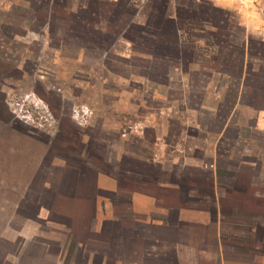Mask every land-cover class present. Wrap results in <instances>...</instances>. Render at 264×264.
<instances>
[{
  "label": "rangeland",
  "instance_id": "rangeland-1",
  "mask_svg": "<svg viewBox=\"0 0 264 264\" xmlns=\"http://www.w3.org/2000/svg\"><path fill=\"white\" fill-rule=\"evenodd\" d=\"M219 2L0 0V239L12 244H0V259L12 264H76L61 260L60 254L44 259L43 251L58 248L43 247L45 238L60 244L64 240L61 235L49 238L41 206L35 215L36 245L29 243L31 223H22L15 213L25 202L26 193L17 192L28 179L33 153L42 151L41 144L29 148V137L45 141V136H57L59 120L65 124L69 115L89 130L95 127L94 136H99V128L122 132L146 119L149 125L163 126L164 133H177V139L188 137L184 125L195 120L212 127L217 119L210 121L199 112L187 116V110L218 109L217 118L228 110L242 51L250 74L264 78V0L255 5L247 0ZM252 81L248 77L245 82L248 91L258 92L261 86ZM218 89L224 96L220 103L210 98ZM53 98L60 110L55 116L47 108ZM145 136L149 139L151 133ZM197 138L201 140L200 134ZM51 172L57 176V169ZM5 189L7 194L2 193ZM44 214L47 222L54 220L52 213Z\"/></svg>",
  "mask_w": 264,
  "mask_h": 264
},
{
  "label": "crops",
  "instance_id": "crops-1",
  "mask_svg": "<svg viewBox=\"0 0 264 264\" xmlns=\"http://www.w3.org/2000/svg\"><path fill=\"white\" fill-rule=\"evenodd\" d=\"M244 58L242 51L228 110L219 118L218 109L187 110V116L217 119L212 127L195 120L184 125L188 137L177 139L146 119L122 132L105 127V136L99 128L94 136L95 127L89 130L71 115L57 136L29 137V148L42 145L17 192L27 196L31 215L21 218L31 223L30 245L40 241L35 215L41 206L56 220L47 222L42 214L49 238L64 240L44 237L43 247H58L42 249L47 261L60 254L76 264H264V140L256 139H264V78L250 74ZM248 77L261 86L258 92L248 91ZM218 90L210 98L220 103ZM50 146L58 154L46 155Z\"/></svg>",
  "mask_w": 264,
  "mask_h": 264
},
{
  "label": "flooded vegetation",
  "instance_id": "flooded-vegetation-1",
  "mask_svg": "<svg viewBox=\"0 0 264 264\" xmlns=\"http://www.w3.org/2000/svg\"><path fill=\"white\" fill-rule=\"evenodd\" d=\"M47 108L49 109V111L52 113V115L53 116H55V115H57V114H59V112H60V110H59V102L58 101H56L54 98L53 99H51L50 101H49V104H48V106H47ZM57 118V117H56ZM63 121H61V120H59V124H58V127H59V129H62L63 128V123H62ZM59 133V132H58ZM50 150L52 151V147H50V148H48V150L46 151V155H48V153L50 152ZM27 197V196H26ZM25 197V198H26ZM25 198L24 199H22L23 201H25ZM22 204V206L21 207H23L22 209H20V208H16V211H15V213L16 214H18V216H28V214L29 215H31V213L30 212H28L27 210H26V207L27 206H25V204H24V202L23 203H21ZM1 213V212H0ZM6 241V242H5ZM0 244H1V246H3V247H6V246H8L9 244H11L8 240H5V239H0ZM12 245V244H11ZM26 246H27V244H26ZM8 248V247H7ZM32 247H29L28 248V250L29 249H31ZM34 248V247H33ZM15 250L12 248V247H10L9 248V252L10 253H13ZM4 253H1L0 252V255H1V258H3L2 256H4L3 255ZM15 254H17L16 252H15ZM27 254H29V255H36V254H38V253H34V252H28ZM0 264H12V263H9V262H4V260L3 259H0Z\"/></svg>",
  "mask_w": 264,
  "mask_h": 264
},
{
  "label": "built area",
  "instance_id": "built-area-1",
  "mask_svg": "<svg viewBox=\"0 0 264 264\" xmlns=\"http://www.w3.org/2000/svg\"><path fill=\"white\" fill-rule=\"evenodd\" d=\"M250 4L255 5V3L261 4V0H247Z\"/></svg>",
  "mask_w": 264,
  "mask_h": 264
}]
</instances>
